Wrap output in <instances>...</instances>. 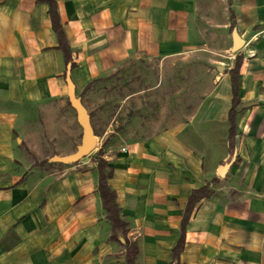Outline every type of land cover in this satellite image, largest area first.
Wrapping results in <instances>:
<instances>
[{
	"label": "crops",
	"instance_id": "1",
	"mask_svg": "<svg viewBox=\"0 0 264 264\" xmlns=\"http://www.w3.org/2000/svg\"><path fill=\"white\" fill-rule=\"evenodd\" d=\"M55 1L73 70L47 0H0V264H128L95 161L54 158L79 146L68 78L81 94L132 60L190 72L197 89L132 95L159 107L114 132L127 151L103 154L136 264H175L180 243L176 264H264V0Z\"/></svg>",
	"mask_w": 264,
	"mask_h": 264
},
{
	"label": "rangeland",
	"instance_id": "2",
	"mask_svg": "<svg viewBox=\"0 0 264 264\" xmlns=\"http://www.w3.org/2000/svg\"><path fill=\"white\" fill-rule=\"evenodd\" d=\"M162 67L158 62L146 63L145 61L132 60L125 63L124 67L115 74L89 87L84 93H77V97L84 102L90 113L91 123L95 131L96 148L89 156L92 159V165L95 166L93 159L99 155L101 149H103V154L110 156L122 152L121 149L126 146V142L122 140L125 135L119 136L117 133L119 129L122 127L124 129L129 125L131 115L141 109L143 111H156V108L159 107V104H150L140 108L142 104H138L140 102L136 98H131L132 95L137 97V92L144 91L140 95L146 99V97H176L179 95H185L189 98L197 94L192 73L174 70L164 73L163 76ZM161 80L165 82L163 86L154 88ZM188 106L194 107L195 105L190 104ZM178 108V104H171V110H178ZM76 125L78 132L75 134V140L81 145L84 131L79 125L78 118ZM106 132H108L107 135H105ZM69 142L67 141L66 145H69ZM104 148L108 149L107 152ZM63 149L65 147H60L62 153L65 151ZM81 161L73 164L58 162V167L62 171L64 168L78 165Z\"/></svg>",
	"mask_w": 264,
	"mask_h": 264
},
{
	"label": "trees",
	"instance_id": "3",
	"mask_svg": "<svg viewBox=\"0 0 264 264\" xmlns=\"http://www.w3.org/2000/svg\"><path fill=\"white\" fill-rule=\"evenodd\" d=\"M50 5V16L53 24V28L56 31L60 48L64 51L66 63L68 67L73 70L76 67V64L72 58V50L69 46V42L66 38L65 32L63 30L60 17L58 14L57 3L55 0H47ZM241 65V57L237 58L236 68L234 73L238 72L239 67ZM235 86V83H234ZM90 86L87 87L89 89ZM86 89V90H87ZM234 91L237 92L236 86L234 87ZM235 113L232 112L231 121H232V129L230 135V146L231 149L234 143V131H235ZM100 171V179L98 190L102 198L103 208L107 212V217L112 224V240L122 242L127 249V263L128 264H136V257L138 255V247L135 243H131L127 237L128 226L125 220L121 215V209L117 203V194L109 185V180L113 175V168L109 166L108 162L103 158V150L99 152V155L93 159ZM210 191L207 188H202L200 190H196L193 192L190 202L187 208L186 215L183 220V227L188 223L191 213L198 202L202 199L209 197ZM182 250V243H180L174 250V258L177 263V259ZM175 263V264H176Z\"/></svg>",
	"mask_w": 264,
	"mask_h": 264
},
{
	"label": "water",
	"instance_id": "4",
	"mask_svg": "<svg viewBox=\"0 0 264 264\" xmlns=\"http://www.w3.org/2000/svg\"><path fill=\"white\" fill-rule=\"evenodd\" d=\"M67 81L69 87V101L77 113L79 125L82 127L84 133L82 143L77 147L75 153L68 156L55 157L54 160L57 162L73 164L89 157L94 152L96 148V136L94 127L91 123L90 113L82 100L77 97L76 86L70 77Z\"/></svg>",
	"mask_w": 264,
	"mask_h": 264
},
{
	"label": "built area",
	"instance_id": "5",
	"mask_svg": "<svg viewBox=\"0 0 264 264\" xmlns=\"http://www.w3.org/2000/svg\"><path fill=\"white\" fill-rule=\"evenodd\" d=\"M122 150H123L124 152H125V151H127V149H126V148H123Z\"/></svg>",
	"mask_w": 264,
	"mask_h": 264
}]
</instances>
